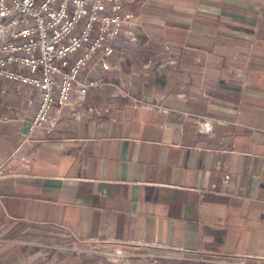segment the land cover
<instances>
[{"label":"crops","instance_id":"1","mask_svg":"<svg viewBox=\"0 0 264 264\" xmlns=\"http://www.w3.org/2000/svg\"><path fill=\"white\" fill-rule=\"evenodd\" d=\"M124 6L107 77L157 108L103 86L27 138L38 95L0 80V264L63 234L264 262V0Z\"/></svg>","mask_w":264,"mask_h":264},{"label":"built area","instance_id":"2","mask_svg":"<svg viewBox=\"0 0 264 264\" xmlns=\"http://www.w3.org/2000/svg\"><path fill=\"white\" fill-rule=\"evenodd\" d=\"M125 0H0V80L36 91L39 102L26 137L56 126L62 109L72 116L89 92L103 86L134 106L157 108L109 81L110 58L123 53L113 45L134 39V14ZM97 72L98 74L94 75ZM4 94V90H0ZM94 117L108 109L90 108ZM209 127V122H204Z\"/></svg>","mask_w":264,"mask_h":264},{"label":"rangeland","instance_id":"3","mask_svg":"<svg viewBox=\"0 0 264 264\" xmlns=\"http://www.w3.org/2000/svg\"><path fill=\"white\" fill-rule=\"evenodd\" d=\"M13 242L24 247V264H264L242 258H213L178 251H143L132 246L82 243L67 234L55 242Z\"/></svg>","mask_w":264,"mask_h":264}]
</instances>
